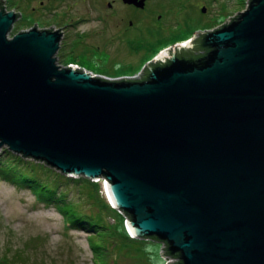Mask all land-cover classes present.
<instances>
[{"label": "water", "instance_id": "water-1", "mask_svg": "<svg viewBox=\"0 0 264 264\" xmlns=\"http://www.w3.org/2000/svg\"><path fill=\"white\" fill-rule=\"evenodd\" d=\"M14 19L0 9V148L105 177L180 264H264V0L144 80L61 67L56 33L9 38Z\"/></svg>", "mask_w": 264, "mask_h": 264}, {"label": "rangeland", "instance_id": "rangeland-1", "mask_svg": "<svg viewBox=\"0 0 264 264\" xmlns=\"http://www.w3.org/2000/svg\"><path fill=\"white\" fill-rule=\"evenodd\" d=\"M188 1L199 28H217L246 10L251 0ZM93 60H82L91 71L88 72L108 70L104 58ZM3 164L18 166L27 174L26 178L59 187L66 194V201L75 204L86 225L70 226L56 202L41 201L32 187L16 182L10 175L6 177L0 167V264H170L175 261L164 255L162 242L131 235L129 216L108 199L105 177L90 179V183H75L72 181L78 178L76 175L64 174L43 161L14 153L7 146L0 148V166ZM69 177L74 179L69 181ZM90 224L95 226L93 230Z\"/></svg>", "mask_w": 264, "mask_h": 264}, {"label": "flooded vegetation", "instance_id": "flooded-vegetation-1", "mask_svg": "<svg viewBox=\"0 0 264 264\" xmlns=\"http://www.w3.org/2000/svg\"><path fill=\"white\" fill-rule=\"evenodd\" d=\"M189 5L188 0H0L1 10L15 14L12 32L56 33L58 65L87 71L82 60L101 57L108 70L92 73L114 80L147 79L150 67L170 63L174 52L186 59L205 55L204 34L242 12L217 28H199Z\"/></svg>", "mask_w": 264, "mask_h": 264}, {"label": "trees", "instance_id": "trees-1", "mask_svg": "<svg viewBox=\"0 0 264 264\" xmlns=\"http://www.w3.org/2000/svg\"><path fill=\"white\" fill-rule=\"evenodd\" d=\"M46 163V162H45ZM3 174L7 177V176H12L13 179L16 180V182L21 183V184H26L30 187L33 188L34 191H36V195L37 197L44 202H56L58 208L64 212L66 214V217L68 219L69 225L72 227H78V226H85L86 221H84L85 219L83 217H80V213L77 211V208L75 206V204L73 203H69L66 201V194L63 191L59 190V187H53L50 186L49 183L46 182H42L41 180L37 179V178H26L27 174H24L21 172V170L18 168V166L15 165H8V167H5L4 164L3 166H0ZM19 172V173H18ZM71 177H69V181L73 180L74 178L70 179ZM77 178V177H76ZM67 181V180H66ZM72 182L75 183H81L82 182H88L90 183V179L86 178L85 176H79L77 179H74ZM126 216H129V218H131L130 214L125 213ZM90 222V221H89ZM98 223L97 222H94ZM93 224V223H92ZM91 227L89 228H93L95 226L92 227V225L90 224ZM149 239H154L156 241L162 242L165 245V252L164 255L166 257H170L171 259H174L175 261L170 263V264H180L181 263V254L177 253L176 255H170L169 252V244L167 242L164 241H160L158 240L156 237H152ZM93 244V242H92ZM94 246V245H92ZM98 264V262H96Z\"/></svg>", "mask_w": 264, "mask_h": 264}, {"label": "bare ground", "instance_id": "bare-ground-1", "mask_svg": "<svg viewBox=\"0 0 264 264\" xmlns=\"http://www.w3.org/2000/svg\"><path fill=\"white\" fill-rule=\"evenodd\" d=\"M107 191H108V195H109V199H111L112 200V198H111V195L109 194V189H108V186H107ZM128 229H129V231L131 232V234H132V236H135V234H134V232L132 231V228L130 227V225L128 226ZM136 237V236H135Z\"/></svg>", "mask_w": 264, "mask_h": 264}, {"label": "built area", "instance_id": "built-area-1", "mask_svg": "<svg viewBox=\"0 0 264 264\" xmlns=\"http://www.w3.org/2000/svg\"><path fill=\"white\" fill-rule=\"evenodd\" d=\"M9 37H12V33L9 34ZM110 79V78H109Z\"/></svg>", "mask_w": 264, "mask_h": 264}]
</instances>
